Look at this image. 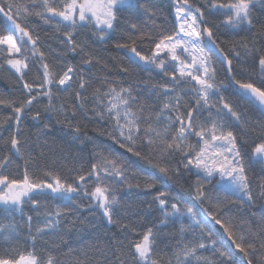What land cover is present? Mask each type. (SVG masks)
<instances>
[{"label":"snow or ice","instance_id":"6c2138e0","mask_svg":"<svg viewBox=\"0 0 264 264\" xmlns=\"http://www.w3.org/2000/svg\"><path fill=\"white\" fill-rule=\"evenodd\" d=\"M258 3L264 7V0H228L227 3L205 0L203 7L189 0H173L171 25L165 27L157 24L160 17L155 0H30L23 6L0 0V14L8 21L6 31L15 33L0 35V53H7V64L18 74L28 97L19 107L14 106L15 101L4 99H0V105L13 108V115L9 119L14 120L17 134H13L6 143L10 142L14 152L25 158L26 165L32 158L22 151L24 144L19 138L21 117L38 97H46L48 109L65 116V121L58 120V123L67 122L74 133H80L82 125L67 121L68 108L63 104L57 107L53 103L52 91L53 87L70 91L73 76H77L79 90L73 93L77 103L72 108L90 112L91 116L86 118L109 123L111 130L106 134L127 152L152 164L162 178H170V174L180 172V167L170 169L166 166L170 157L178 155L180 166L197 177L194 188L196 198L201 205H207L201 223L196 219L193 208L186 204H170V197L163 192L154 198L162 213L159 226L168 227L169 221L174 218L189 220L188 224L180 225L177 235L173 237L176 240L174 245L164 244L165 249H171L170 256L158 257L157 249L160 246L156 244L157 234L149 228L141 234L139 241H129L127 245L120 241L103 247L85 245L81 250L69 249L66 253L70 257L69 264H129V257L131 264H159L160 260L165 264H264V215L257 220L255 213L250 214L251 219L244 218L242 214L240 217L233 214L236 202L255 203L245 160L249 140L241 136L238 142L237 134L228 130L231 127L228 121L231 120L241 127L245 136L251 133V143L254 145L252 157L264 164V23L250 40H241L239 45H232L231 58L214 34V29L218 30L221 25L231 31L246 28L251 34L256 29L253 15ZM206 10L208 16L220 14L223 19L218 24L209 20ZM134 13L137 14V22L133 21ZM21 17L26 24L31 17H37L53 25L57 31H62L69 50L73 54L77 50L84 54L83 66H91L93 57L86 51V40L78 42L73 38L79 29L91 25L101 41L111 39L119 32L121 36L114 47L127 53L129 63L145 71L158 70L169 83L150 85L148 98L141 99L137 86L131 81L105 77L100 87L93 89L90 98L83 97L81 92L87 91L88 81L81 78L72 66H68L62 75L55 72L45 52L38 46L39 36L33 38L28 28L17 22ZM169 32L173 34L169 35ZM138 40L141 44L145 40L154 43L150 55H143L137 50ZM238 46L240 51L236 50ZM213 54H218V59L226 66L227 85L217 78ZM254 59H258L255 66ZM30 60L33 63L39 61L42 78L35 85L24 81ZM233 60L237 62L236 74L232 72ZM122 74L130 75L129 69L122 67ZM237 75L246 76L249 82H242ZM253 80L256 83L251 82ZM229 88L241 100L254 106L259 111L260 119H252L243 105L237 108L226 101L223 91ZM33 92L36 95H32ZM189 94L194 107H188L184 100V96ZM89 102L91 108L86 107ZM70 114L75 118V112ZM33 118L39 120L40 113L36 112ZM192 138H195V143L190 142ZM141 149L148 155L143 154ZM153 153L161 163H153L149 159ZM93 159L95 162L90 165L91 170L86 175H79L74 185L62 182L59 177L52 183L38 181L34 173L30 178L27 167L22 179H10L4 172L11 160L8 156L0 157V207L11 216L12 213H22L25 203L39 208L40 202L34 197L45 192L59 199H71L74 195L83 194L102 210L108 223H117L113 220L120 203L116 195L117 184L132 187L126 175L128 165L120 156L95 144ZM47 175L51 176V173ZM136 178L143 180L146 189L155 187L152 177L137 174ZM87 180L95 182L96 186L91 192L85 187ZM213 180L216 181L218 193L215 196L204 191L205 185ZM136 187H141V184L137 183ZM260 187L264 189V184ZM259 195L264 201V191ZM72 215H75L72 209L46 213L43 225L30 236L31 241L35 243L38 238L57 232L61 219ZM26 221L31 232L32 217L27 216ZM209 223L220 226L226 234L223 247L213 238L212 231L205 229L204 225ZM122 227L128 228L127 225ZM15 230L13 223H0V233L12 235ZM205 251L211 252L215 259L201 255ZM237 252L241 255L238 261L230 254ZM0 264L61 262L51 254L41 260L35 252H31L28 256H19V259L0 257Z\"/></svg>","mask_w":264,"mask_h":264},{"label":"trees","instance_id":"16d2710c","mask_svg":"<svg viewBox=\"0 0 264 264\" xmlns=\"http://www.w3.org/2000/svg\"><path fill=\"white\" fill-rule=\"evenodd\" d=\"M6 3H13L14 5L23 6L30 2V0H5ZM148 2V0H146ZM190 3H196L203 7L205 0H189ZM227 3L228 0H221ZM158 9L157 24L168 27L171 25L173 18L174 6L173 0H155ZM136 15L132 18L136 21ZM209 20L219 23L223 19L220 14L207 15ZM144 19H147L144 17ZM167 21V24H165ZM18 23L22 27L28 28L33 38L39 36V47L44 51L48 62L52 69L63 74L68 66H72L78 71V75L87 80L89 86L87 91L81 92V96L89 97L94 88H98L105 77L117 81L128 80L137 86V91L141 95V99H147V94L151 93L150 85L153 84H167L169 81L159 73L158 70L145 71L135 64L128 61L127 53L118 50L114 47V43L120 38L121 33L112 36L111 39L99 40L96 36L95 29L89 25L78 30V34H74V39L78 42L87 41V52H90L93 57V63L89 68L82 65L84 54L77 50L73 54L69 50L67 42L64 40L62 31H57L53 25L46 24L37 17H31L29 23H25L23 18H19ZM253 23L256 29L249 31L244 28L242 30L231 31L222 25L218 30L214 29V34L217 42L226 52L235 43L239 45L241 40H250L252 35L264 23V7L257 4L253 15ZM8 21L0 14V35H14V32L6 31ZM33 28L35 31H33ZM169 35L173 34L171 32ZM259 41V37L257 36ZM126 42V41H121ZM158 42V41H157ZM137 50L141 51L143 55H150L151 49L154 48V43L145 40L143 44L137 41ZM260 42L257 43V47ZM240 51L239 46L236 48ZM22 51L24 49L22 48ZM243 55V54H242ZM212 61L216 66L217 78L223 81L226 85L229 84V79L226 67L221 63L220 59L213 54ZM258 63V59L253 60V66ZM39 61L33 63L29 61V67L25 70L24 81L30 84H36L42 77L38 68ZM247 66V65H245ZM122 67L129 69L130 75L122 74ZM233 74L238 72L237 62L233 60ZM237 79L242 82H249L246 76L237 75ZM77 76H73L72 89L68 92L61 91L59 88L53 87V103L59 107L61 104L66 105L69 111L67 121H71L73 125L79 123L82 125L80 133L68 127L67 122L58 123L57 121H65V116L58 115L48 109V99L46 97H38L21 117L19 138L24 147L22 151H26L27 155L31 156L28 164L25 163V158L17 155L11 148L10 141L13 134H17L15 122L9 119L13 115V108L7 105H0V157L8 156L11 163L8 164L7 170L4 172L10 179H22L25 167L28 168L30 178L35 174V179L38 181H46L52 183L55 178H61L62 182L76 184L79 175H86L91 169L90 165L95 162L93 159V148L95 145H100L104 149H108L116 155L120 156L128 165L126 172L128 182L132 185L129 188L127 185H119L116 181L111 183L117 184L116 195L119 198V208L114 212L113 220L117 221L115 224L107 222V218L103 216L102 210L99 209L95 202L89 200L85 195L79 194L72 196L71 199L65 197L64 199L54 198L51 193H42L34 199L39 200L40 207L34 208L30 203H25L22 213H8L0 207V223H13L16 225L15 233L10 235L8 232L0 233V257L11 259H19V256H28L29 253L35 252L41 260L45 259L49 254L54 256L61 264H69L70 257L66 255L69 249L74 251L81 250L85 245H104L114 244L123 241L125 245L129 241H139L142 238V233L151 228L153 233L157 234L156 244L160 247L157 249L159 256H170L171 249H165L164 244L174 245L176 240L173 239L177 235L181 224H188L189 220L185 218H174L169 221L168 227H161L160 219L162 213L159 208L158 201L154 198L159 193H165L169 199V203L182 202L187 206L193 208L196 212V219L203 223L202 217L205 216L204 209L207 205H201L194 194L197 177L184 170L180 166V157H170L166 162V166L170 169L180 167V172L174 175L170 174V178H162L161 174L152 166L141 158H137L132 153L120 145L116 144L106 133L110 131V125L107 122H100L96 119H89L91 113H84L79 108H72L71 106L77 103L73 93L79 90L76 83ZM256 83V81H251ZM257 86H260L257 84ZM32 95H36L35 92ZM223 96L226 101L233 103L234 107L239 108L240 105L248 109V114L252 119H260L259 111L252 105L247 104L241 100L229 88L223 91ZM26 90L23 88V82L18 79V74L14 69H11L7 64V53H0V99L7 101H15V107H19L20 103L27 99ZM155 97H153V100ZM188 107H194V102L191 94L184 96ZM86 107L91 108V102ZM184 109L182 108L181 111ZM36 112L40 113V119H34ZM75 112V118L70 114ZM227 119V118H225ZM228 123L232 130L237 134L238 142L243 136L244 139L249 140V144L245 150V160L247 170L249 173L250 187L254 194V205L235 203L233 207V214L240 217L251 219L250 214L255 213L258 220L261 215H264V201L261 200L259 193L264 191L260 185L264 184V164L260 163L252 157L251 133L244 135L241 127L237 126L235 122L229 120ZM48 125L45 128V125ZM86 125V127H83ZM78 137V138H77ZM26 141V144H25ZM191 143H195V138H192ZM259 142V141H257ZM142 153L148 155L145 150L141 149ZM149 159L153 163H161L159 157L155 153L149 155ZM51 173V176L47 174ZM137 174L141 176H149L155 180V187L146 189L143 187V180L137 179ZM141 184V187H136V184ZM95 182L87 180L85 187L89 192L94 190ZM204 191L212 196L217 195L216 181H211L206 184ZM219 195H223L219 193ZM57 209H72L75 215L64 216L59 224V230L54 233H48L42 238H38L35 243L30 239V236L35 233V229L43 225L45 214L56 211ZM170 211V209H169ZM31 216V232L26 221V217ZM71 221V222H70ZM122 225H127L124 229ZM206 230H211L213 238L217 239L220 246L226 244V234L218 225L211 223L204 225ZM127 250V249H125ZM237 261L241 259V255L237 253H230ZM203 256L212 257V253L205 251L201 253ZM215 259L214 257H212ZM129 264H131V257H129ZM159 264H165L163 260Z\"/></svg>","mask_w":264,"mask_h":264},{"label":"water","instance_id":"95a60500","mask_svg":"<svg viewBox=\"0 0 264 264\" xmlns=\"http://www.w3.org/2000/svg\"><path fill=\"white\" fill-rule=\"evenodd\" d=\"M217 57H218V54H215ZM225 65V64H224ZM83 67H85V68H89V66H83ZM226 67V66H225ZM227 75H228V73H227Z\"/></svg>","mask_w":264,"mask_h":264},{"label":"rangeland","instance_id":"374dc122","mask_svg":"<svg viewBox=\"0 0 264 264\" xmlns=\"http://www.w3.org/2000/svg\"><path fill=\"white\" fill-rule=\"evenodd\" d=\"M15 35V34H14ZM17 43L19 44L20 43V41H17Z\"/></svg>","mask_w":264,"mask_h":264}]
</instances>
